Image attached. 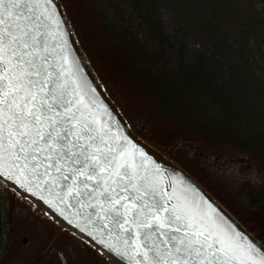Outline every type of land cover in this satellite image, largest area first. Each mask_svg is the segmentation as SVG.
Returning a JSON list of instances; mask_svg holds the SVG:
<instances>
[{"label":"snow or ice","instance_id":"obj_1","mask_svg":"<svg viewBox=\"0 0 264 264\" xmlns=\"http://www.w3.org/2000/svg\"><path fill=\"white\" fill-rule=\"evenodd\" d=\"M64 25L55 0H0V208L9 191L36 197L120 264H264V246L122 133Z\"/></svg>","mask_w":264,"mask_h":264},{"label":"trees","instance_id":"obj_2","mask_svg":"<svg viewBox=\"0 0 264 264\" xmlns=\"http://www.w3.org/2000/svg\"><path fill=\"white\" fill-rule=\"evenodd\" d=\"M262 1L255 4L263 21L248 22L251 27L264 24ZM58 2L93 76L128 127L187 172L264 244V147L257 152L255 143L245 138L216 129L202 131L200 125L186 121L184 112L192 109L187 98L191 85L212 109H221V93L231 92L230 83L238 80L239 69L244 71L246 63L239 59L234 63L227 54L217 56L204 51L189 37L180 24L183 18L192 17L189 8L177 9L179 17L173 12L177 7L174 2L180 0ZM199 7L201 14L204 5L199 3ZM204 19L205 24L200 22L199 26L205 27L207 37L218 41L222 31L208 16ZM225 40L234 44L230 37ZM259 40L252 48L264 62V39ZM234 45L240 50L238 44ZM254 78L255 84L264 88L260 78ZM9 210L4 201L0 208V264L9 249ZM47 217L54 231L48 233L43 248L23 264H38L53 249L62 252L66 264H83V259L87 260L85 253L94 262L106 261L86 240L69 231L64 233L56 220ZM81 253L83 256L79 257ZM58 264H62L61 260Z\"/></svg>","mask_w":264,"mask_h":264},{"label":"rangeland","instance_id":"obj_3","mask_svg":"<svg viewBox=\"0 0 264 264\" xmlns=\"http://www.w3.org/2000/svg\"><path fill=\"white\" fill-rule=\"evenodd\" d=\"M174 2L177 7L173 12L181 15L178 10L184 11L189 8L192 13L191 18L181 21L182 30L192 39L196 40L199 46L214 55L227 54L233 58L245 62V70L239 69L238 80L230 83L231 92L221 93L224 103L221 109L214 110L209 105L207 99L198 95L197 90H193V85L187 94L190 99L192 109H187L186 121L192 125H200L202 131H223L226 134H233L245 138L248 142H254L256 151L261 152L264 147V88L255 84V78L259 77L264 84V62L253 52L252 44L259 39H264V24L258 27H251L248 22H262L260 10L255 4L263 3L262 0H180ZM199 3L204 5V10L200 14ZM179 4V5H178ZM178 9V10H177ZM199 13V14H198ZM197 15L199 17H197ZM205 16L215 25L217 30H221L223 36L218 41H214L211 36H206L204 25ZM230 37L234 44H238L240 50L234 44L226 42L225 38ZM260 41V40H259ZM240 52H238V51ZM258 57V58H256ZM193 90V91H192ZM187 106L184 107L186 110ZM261 127L260 129H257ZM236 129L238 131H236ZM163 155V154H162ZM166 157V156H165ZM217 200V199H216ZM6 205L9 206L12 215V226L8 254L2 260V264H23L30 256L39 249L48 239V233L54 231L53 226L48 221L47 212L41 208L32 206L23 196L17 197L9 191L6 198ZM36 205V204H35ZM64 233L68 229L63 227ZM63 227V228H62ZM65 228V229H64ZM71 232V231H69ZM73 233V232H72ZM66 245V243H64ZM79 246L80 242L77 241ZM85 252V250H83ZM60 250L53 249L47 256L42 258L38 264H58ZM62 253V252H61ZM86 254L87 260L83 259V264H101L93 260L91 255ZM82 257L83 254H79ZM90 258V260H88ZM82 264V263H81ZM103 264H113L109 259Z\"/></svg>","mask_w":264,"mask_h":264},{"label":"water","instance_id":"obj_4","mask_svg":"<svg viewBox=\"0 0 264 264\" xmlns=\"http://www.w3.org/2000/svg\"><path fill=\"white\" fill-rule=\"evenodd\" d=\"M55 3L58 5V10L60 11V14L63 18H65V28L69 34V40L72 43L73 48L75 49L76 55L81 59L82 66L84 67V70L86 74L88 75L89 79L93 82V86L96 87L97 92L99 93V99H101L104 103V105L109 109V111L112 113L113 119L119 122L120 129L124 135H127L138 147L143 148V150L147 153V155L154 160L162 169L166 170V173H170L173 176L176 177H183L186 182L190 183L194 187H196L202 194L205 195L207 199H209L210 202L213 203L214 206L218 208V210L221 212L222 215L231 223H233L238 230L241 232L247 234L252 240H254L257 244L264 246L260 242L259 239H257L250 231H248L219 201H217L213 196H211L199 183H197L187 172H185L182 168H180L177 164H175L171 159L165 157L162 155V157L157 156L154 152H152L148 147L147 143L144 142L141 138H139L131 129L128 127L127 123L125 122L124 118L120 114V112L117 110L115 105L112 103V101L107 97L95 77L93 76L90 68L88 67L85 59L83 58V55L75 42V39L72 35L71 29L69 27V24L67 22V19L65 17V14L61 8L60 3L58 0H55ZM115 131V129H114ZM134 134V135H133ZM149 146V145H148ZM15 196V195H13ZM28 199L36 204L39 208L47 212L54 220H56L59 224H61L63 227L68 229L69 231L73 232L80 238L86 240L89 244H91L93 247H98L94 245V242L91 240V237L87 236L85 233L79 232L77 228H75L73 225L69 224L66 220H64L61 216L57 215L53 210L45 204L43 201L39 200L36 197L28 196ZM75 211V209H65V213L69 215L71 218V214ZM82 222V221H81ZM52 240L49 242V244L44 248V250L41 252V254L48 248V246L51 244ZM60 260L62 262V259L65 261L64 257L61 256V252L58 253ZM113 262V264H120V261H118L115 257L108 258Z\"/></svg>","mask_w":264,"mask_h":264},{"label":"bare ground","instance_id":"obj_5","mask_svg":"<svg viewBox=\"0 0 264 264\" xmlns=\"http://www.w3.org/2000/svg\"><path fill=\"white\" fill-rule=\"evenodd\" d=\"M132 131V130H131ZM134 133V132H133ZM134 135V134H133ZM149 145V144H148ZM147 145V147L152 151V152H154L157 156H159V157H162V155L160 154V152L159 151H157L155 148H153L152 146H148Z\"/></svg>","mask_w":264,"mask_h":264}]
</instances>
